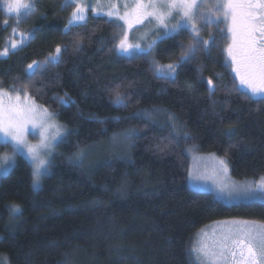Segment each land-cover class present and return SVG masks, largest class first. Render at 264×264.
Listing matches in <instances>:
<instances>
[{"label": "trees", "instance_id": "obj_1", "mask_svg": "<svg viewBox=\"0 0 264 264\" xmlns=\"http://www.w3.org/2000/svg\"><path fill=\"white\" fill-rule=\"evenodd\" d=\"M73 9L65 0H35V38L0 60V87L27 84L70 129L38 188L22 155L0 177V264H193L190 243L203 226L232 217L264 221V202L226 204L188 185L190 146L225 158L236 179L264 176V101L241 94L226 61L223 23L205 27L199 39L214 38V46H202L166 80L153 61L176 63L193 42L189 31L129 58L115 50V20L89 15L65 31ZM57 47L64 49L60 62L29 79L27 66ZM116 91L124 98L119 106ZM155 114L173 119L160 122ZM127 130L134 132L129 155L108 151L89 161L90 169L71 159Z\"/></svg>", "mask_w": 264, "mask_h": 264}, {"label": "snow or ice", "instance_id": "obj_2", "mask_svg": "<svg viewBox=\"0 0 264 264\" xmlns=\"http://www.w3.org/2000/svg\"><path fill=\"white\" fill-rule=\"evenodd\" d=\"M205 2L206 0H131L129 3V0H119L118 3H110L105 14L109 18L115 17L116 21H123V24H117L122 32L115 50L129 58L145 56L151 53L157 43L187 30L193 42L182 50L176 63L162 65L153 61V71L158 78L174 79L179 70L191 64L197 58L198 52L204 50L202 46H208L209 50L214 46V38L209 41L199 39L200 29L197 28V23L203 22L207 26L228 20L230 23L227 32L230 33L231 43L226 52L234 65L240 86L246 89L241 94L249 100L264 101V0H216L211 12L202 10ZM4 3L8 13L17 16L18 22H23L35 12V0H4ZM72 4H75V11L64 26L65 31L85 21L89 9L99 14V9L103 7L99 2L96 6H84L76 0H66V6ZM172 20L176 22L170 23ZM145 21H154L158 26L156 38L148 42L146 47H142L139 42H129V33L134 26L143 25ZM15 31L13 28L14 33ZM33 33L34 30L21 34V45L25 36L31 39ZM146 38V34L141 37ZM17 47L15 41L10 43L11 50ZM10 49L6 47L0 51V56H6ZM62 51L64 49L57 47L54 56L43 62L34 61L29 64L26 70L29 79L47 66L59 63ZM206 85L211 86L210 91L214 93L215 86L211 79L206 81ZM27 87V84L23 89L13 87L11 90H5L0 87V147L11 149V154H0V174H6L15 165L18 155H25L32 168V185L37 188L41 178L51 168L53 149L62 142L63 126L56 121L55 115L49 109L36 105L28 94ZM60 102L65 107L70 104V100L64 98H60ZM113 103L117 106L124 103L119 91L115 92ZM30 130L31 135L38 136L39 143L29 142ZM211 159L215 160L213 174L226 175L227 161L215 156ZM189 176L194 180L206 178L205 174L200 172H190ZM217 187L218 193L229 200H264V177L243 184L221 180ZM11 211L14 215L18 214L20 208L18 205H12ZM232 223L244 226L229 228L213 244L202 243L198 248L192 249L197 264H221L227 258H230L233 264H264V226L248 228L246 222Z\"/></svg>", "mask_w": 264, "mask_h": 264}, {"label": "rangeland", "instance_id": "obj_3", "mask_svg": "<svg viewBox=\"0 0 264 264\" xmlns=\"http://www.w3.org/2000/svg\"><path fill=\"white\" fill-rule=\"evenodd\" d=\"M76 2L80 3L84 6H88L89 4H91L92 6H96L97 3L99 2L100 4L103 5V7L99 9V14H97L96 12H93L91 9H89V11L87 12V18L89 17V15H101V16H105V17L109 18L105 14L108 10L109 4L110 3H118L119 0H76ZM215 2H216V0H206V2L203 4L202 10L205 12H211L212 9L214 8ZM65 3H66V0H65ZM129 3H131V0H129ZM73 11H75V4H74ZM121 12H123L122 7H121ZM109 19L116 21L115 17H112ZM116 22L118 24H123V21H116ZM175 22H176L175 20L170 21V23H175ZM221 22L223 23L224 28H225V31L223 33L226 35V38H227V44L225 45L226 61H227V64H229L232 72L236 76V78L238 80V84L240 86L239 78L237 77L236 72L234 71V65L231 64L230 58L228 57L227 52H226L228 45L231 43L230 33L227 32V28L229 26L230 21L221 20ZM211 25H214V24H211ZM209 26L210 25L205 26L203 24V22L197 23V28L200 29V34L204 33L205 30L208 32L209 29H205V27H209ZM118 32H119V35L117 38L116 46L118 45L119 39L121 38L120 34L122 32V29L120 27H119ZM158 32H159L158 26L155 24L154 21L152 23H148L147 21H145V23L143 25H135L134 26L133 30L129 33V42H131V43L139 42L142 47H146L148 42H150L152 39L156 38V35L158 34ZM145 34L147 35V38L141 39V37L145 36ZM119 54H122V53H119ZM164 65H167V64H164ZM13 87L18 88L16 86H11L9 88H4V87H2V88H4L5 90H11ZM242 89H244V88H242ZM244 90H246V89H244ZM12 94L15 95V93H12ZM21 94H23V93H21ZM28 94L30 95L29 92H28ZM31 97L35 101L36 105L43 107V108H46L43 105H41L40 103H38L33 98V96H31ZM53 114L55 115L56 121L61 126H63V133H62V136H63L62 141H63L66 138V136L69 134L70 129L67 125H65L64 123L60 122L57 119V116L55 113H53ZM155 115H158L156 120H158L160 122L170 121V119L167 118V116L165 117L164 114H155ZM132 133H134V132H132L130 130L115 133L114 135H112V137H110L109 142L95 143L90 147L88 146V147L80 148L75 155V157L77 159H75V157H72L71 159H74L75 160L74 163H77L80 166H83V165L85 166V164L88 163V165H90V166L87 167V169H90L92 166H91V163H89V161H91L93 158H96V156H100V155H102L108 151L110 153H112L114 150H118L119 152L123 153L125 156L129 155L130 145H131L132 141L130 143L128 141L130 139H132ZM28 140L32 144L39 143L38 136L34 137L33 135H31V130L28 134ZM60 143H58L57 146L52 151L51 163H52V160L54 158V155L58 151V147H59ZM4 153L11 154V149L7 148V147H1L0 148V154H4ZM187 153H188V156L190 157V161H191L189 173L190 172H194V173L200 172V173H204L206 176L205 179L194 180L193 178H191L188 175V185L190 186V188L195 189V190L210 192L217 199L221 200L223 203H226V204H233V203H238V202H250V201L264 202V200H261V199L229 200V199L225 198L223 195L218 193V187H217L218 183L221 180L226 181V182L227 181L234 182L236 184H243L246 182L258 181L261 177H264V176H261L257 179H251V178L236 179V178L232 177L230 174V168H229L228 162H227L228 172L226 175H224V174L214 175L213 174V165L215 164V160L211 159V157L215 156L218 159H225V158H223V157H221L215 153H198L195 150V148H192L191 146L188 147ZM22 156L28 161V157H26L25 155H22ZM3 175H5V174H0V177H2ZM40 184H41V181H40ZM40 184H39V186H40ZM234 221L246 222L248 228H253V227L259 228L261 226H264V221L256 220V219H252V218H245V217L223 218V219H218V220H215V221L208 223L207 225L203 226L202 228H200L197 232H195L193 234V237H192V240L190 243V247H189V252H190L193 264H197V260H196L195 256L192 254V249L198 248L202 243H207L209 245L213 244L214 241L216 239H218L224 232L228 231L229 228L234 229L236 227H243L244 226L243 224L235 225L232 223ZM4 262H5V260H4ZM221 264H233V261L230 258H227L225 261H222Z\"/></svg>", "mask_w": 264, "mask_h": 264}, {"label": "flooded vegetation", "instance_id": "obj_4", "mask_svg": "<svg viewBox=\"0 0 264 264\" xmlns=\"http://www.w3.org/2000/svg\"><path fill=\"white\" fill-rule=\"evenodd\" d=\"M34 13L27 19L23 20V22H18L15 14L10 15L8 13L4 0H0V51H3L6 47L10 49V43L12 41H15L18 44V47L15 50L10 49L6 56H0V60L9 58L14 52L26 47L33 41L35 38V31L31 39H27L25 36L24 43L22 45L20 43L21 34L29 33L34 27V24H29V22H33L30 21V19L34 17ZM13 28L16 29L15 33L13 32Z\"/></svg>", "mask_w": 264, "mask_h": 264}, {"label": "bare ground", "instance_id": "obj_5", "mask_svg": "<svg viewBox=\"0 0 264 264\" xmlns=\"http://www.w3.org/2000/svg\"><path fill=\"white\" fill-rule=\"evenodd\" d=\"M171 113V112H170Z\"/></svg>", "mask_w": 264, "mask_h": 264}]
</instances>
